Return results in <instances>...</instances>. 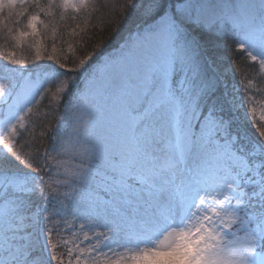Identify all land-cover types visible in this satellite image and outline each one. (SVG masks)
<instances>
[{
	"label": "snow or ice",
	"instance_id": "6c2138e0",
	"mask_svg": "<svg viewBox=\"0 0 264 264\" xmlns=\"http://www.w3.org/2000/svg\"><path fill=\"white\" fill-rule=\"evenodd\" d=\"M98 10L0 0V264H264V0H124L107 55L71 39Z\"/></svg>",
	"mask_w": 264,
	"mask_h": 264
},
{
	"label": "trees",
	"instance_id": "16d2710c",
	"mask_svg": "<svg viewBox=\"0 0 264 264\" xmlns=\"http://www.w3.org/2000/svg\"><path fill=\"white\" fill-rule=\"evenodd\" d=\"M124 3V0H97V8L99 9L97 12H94L92 18L89 21L88 28L86 33H81L80 36L73 37L76 41H80L81 44H84L88 50H91L92 46L95 44H100V51H103L105 54L116 51V49L121 45L124 40L127 38L129 34V30H133L135 28L136 16L135 14L128 15L124 17L121 12V6ZM43 18V17H42ZM59 22V21H58ZM27 20L25 18L21 19V25H13L9 24V27L13 29L23 28L26 25ZM73 21H67L69 25V30L71 26H74ZM83 27V25H81ZM63 31V28L61 29ZM64 39H70L65 33ZM31 39H29V43ZM5 41L0 38V44H4ZM45 46L48 48V51L51 52V39L50 33L49 38L44 40ZM58 47H65L66 45H61L59 41H57ZM5 51H15L18 57L23 56L27 58L29 61L34 55V50H31L24 45L22 48H13L11 45H6ZM216 52L220 57V72L226 77L227 83L231 86L233 82H239L242 77L239 73L234 75L233 73L236 71L237 67L241 68V71L244 70V66L239 64V54L233 53L228 54L226 49V44L217 42ZM77 55H81L79 47H77ZM233 60H236L237 63H233ZM13 67L12 65L7 64V62L0 59V75L3 73V68ZM71 67V64H69ZM2 70V71H1ZM250 74L248 78H251L254 73L251 72V69L247 70ZM245 83H247V79H245ZM254 87L249 90L252 94V102H255L257 105H264V92H258L259 88H264V83L259 82L258 78L253 80ZM82 86V85H81ZM72 91L68 93V97H71ZM240 95H243L241 91ZM44 105L49 103L48 100L42 102ZM64 105L65 100H61L59 108L56 107L55 102H52V114L48 118V122L51 124L56 123V118L60 115L64 114ZM43 111H48L47 107L43 108ZM242 116V113H241ZM259 120V117H256ZM39 131V129H38ZM64 191V189H61ZM100 191V190H98Z\"/></svg>",
	"mask_w": 264,
	"mask_h": 264
},
{
	"label": "rangeland",
	"instance_id": "374dc122",
	"mask_svg": "<svg viewBox=\"0 0 264 264\" xmlns=\"http://www.w3.org/2000/svg\"><path fill=\"white\" fill-rule=\"evenodd\" d=\"M115 52V51H114ZM113 51L112 52H110V53H114ZM109 54V53H108ZM107 55V54H106ZM2 71V70H1ZM3 73V72H2ZM83 86V85H82ZM251 89H253V88H251ZM250 89V90H251ZM249 94V96H251V97H253L252 96V94L249 92L248 93ZM250 107H253V108H255L256 109V117H260V114H261V112H264V105H257L255 102H252V103H250V105H249ZM95 195H98V196H100L101 198H103V192L102 191H98L97 190V192L95 193ZM76 227L78 228L79 227V224H77L76 225ZM98 231H103V229H98Z\"/></svg>",
	"mask_w": 264,
	"mask_h": 264
}]
</instances>
